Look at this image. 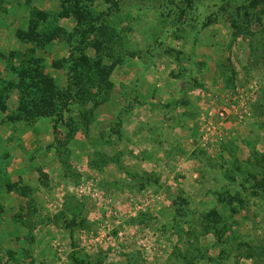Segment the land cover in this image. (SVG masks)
Returning <instances> with one entry per match:
<instances>
[{"label":"rangeland","instance_id":"374dc122","mask_svg":"<svg viewBox=\"0 0 264 264\" xmlns=\"http://www.w3.org/2000/svg\"><path fill=\"white\" fill-rule=\"evenodd\" d=\"M0 52V264H264V0H0ZM82 53L108 87L9 120Z\"/></svg>","mask_w":264,"mask_h":264},{"label":"trees","instance_id":"16d2710c","mask_svg":"<svg viewBox=\"0 0 264 264\" xmlns=\"http://www.w3.org/2000/svg\"><path fill=\"white\" fill-rule=\"evenodd\" d=\"M65 2H73L78 4L80 0H65ZM75 18L78 21V30L77 32H81L82 26L90 23L93 18L91 12H86L83 9L75 8L72 11ZM69 16V11L64 10L62 13V17ZM39 18L46 19L43 13L38 14ZM36 25L32 26L29 31V37L31 40L34 41L36 44H46L52 41L54 38L51 36L46 37L45 39L41 38L40 32L35 28ZM58 37H66L71 42L73 36L68 34L62 28L57 29ZM20 34V33H19ZM22 34V33H21ZM46 34V33H45ZM83 34V32H82ZM21 38H23L20 35ZM84 42V41H83ZM95 48L99 51L100 44H97ZM3 57V53L0 52V58ZM28 60L25 62L27 63ZM41 59L32 57L30 62L28 63L31 67H27L22 72L19 73V84L20 87H24V90L20 91V101H19V108L18 112L9 118L11 121H30L34 122L39 117L42 116H53L57 115L62 120L64 118V111L68 110L69 101L73 98H77L76 100L81 101L86 94H92L91 86L96 82L102 81L105 85L110 84L107 79H99L100 76H105V74H109V69L104 70L102 69V61L99 60L97 63L94 62L91 64L90 59L85 53H82L80 58H77V61L74 63L76 66V84L74 88L72 85L69 88L68 92L63 93L62 99L56 98V86L54 83L53 78H51L48 74H46L41 65ZM55 66H58V63H54ZM40 67V69H39ZM34 68V69H31ZM98 68V71H97ZM20 89V88H19ZM27 90L30 91V94L26 92ZM77 91L76 95H74L73 91ZM65 96V97H64ZM83 97V98H78ZM1 107L5 110V104L0 103ZM55 106H58V110H55Z\"/></svg>","mask_w":264,"mask_h":264},{"label":"built area","instance_id":"2783aa9c","mask_svg":"<svg viewBox=\"0 0 264 264\" xmlns=\"http://www.w3.org/2000/svg\"><path fill=\"white\" fill-rule=\"evenodd\" d=\"M228 109L227 108H224V109H222L221 111H220V113H219V118L222 120H224L226 117H227V114H228Z\"/></svg>","mask_w":264,"mask_h":264}]
</instances>
